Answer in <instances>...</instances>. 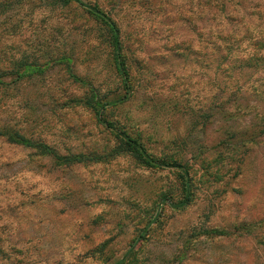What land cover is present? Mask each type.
<instances>
[{"label": "rangeland", "instance_id": "obj_1", "mask_svg": "<svg viewBox=\"0 0 264 264\" xmlns=\"http://www.w3.org/2000/svg\"><path fill=\"white\" fill-rule=\"evenodd\" d=\"M0 1V62L27 57L40 69L0 95V119L60 153L112 148V131L90 109L62 105L88 88L51 61L71 56L90 87L121 93L106 26L74 2ZM82 1L116 21L126 48L133 92L105 118L152 155L186 164L191 202L178 210L162 200L182 197L175 168L127 154L56 166L0 140V264H264V48L255 63L231 55L235 69L222 72L199 37L211 22L198 0ZM227 10L234 18L220 29L264 34V0ZM217 96L239 114L224 118Z\"/></svg>", "mask_w": 264, "mask_h": 264}, {"label": "trees", "instance_id": "obj_2", "mask_svg": "<svg viewBox=\"0 0 264 264\" xmlns=\"http://www.w3.org/2000/svg\"><path fill=\"white\" fill-rule=\"evenodd\" d=\"M13 1L15 3H21L24 0ZM60 1L62 4L66 5L70 2L79 4L84 7L89 14L94 16L97 20H100L106 26L108 35L107 41L111 48L112 62L115 72L119 76L122 84L121 93L102 94L99 90H95L93 87H90L91 85L89 82L80 77L74 71L71 56L60 53L52 57L51 61L63 65L74 83L84 84L88 88L87 91L85 90L79 96H67L62 105L66 107L81 106L90 109L93 112L96 122L112 131L117 143H115L112 148L110 147L107 150L105 149L106 151L102 153L94 150H90L88 152L60 153L57 152L56 148L41 138L27 136L18 128L9 125L5 120L1 119L0 140L15 146L33 150L34 153L39 156L50 157L53 159L56 166H68L88 162H104L116 155L127 154L136 164L147 168H175L180 173L183 191L182 197L179 200L174 201L170 197L163 196L162 200L166 201L174 209L179 210L185 208L191 202L192 196L191 181L187 165L173 158H160L152 155L148 152L144 142L140 139V136L132 135L124 126H116L115 122L107 120L104 116L105 110L108 107H116L125 103L129 100L133 92L130 72L127 64L126 48L123 45L120 27L110 15L98 8L96 4H89L82 0ZM232 1L233 0L197 1L199 7V17H201V20L204 19L206 22H211L209 29H206L203 26L199 28V37L212 43L214 58L216 57L217 59L216 70H221L222 72H226L227 69H235L233 65H230V60H232L231 55L236 61L241 59L242 62L249 63L251 61L255 63L256 59L262 58L260 56V51L261 48H264L263 33L251 32L248 31V29L244 31L220 29L219 25L221 22H229L234 18V16L231 15L233 13L229 14L227 10V6H229ZM8 5L10 4L5 2L2 4V9H5ZM245 41L250 45V50L248 51L247 46H245L244 56H239L238 54L233 55L232 52L239 48L242 42ZM35 62L31 63L27 57L17 59L11 58L6 63L0 62V95L12 92V90L21 85L25 79L32 74V72L40 71V69H38L39 64H36ZM219 97L220 96H217L215 99L216 101L214 107L223 111L224 118L227 117L226 119L236 117L239 113H232L225 106L227 102L223 100L219 101ZM238 111H240V109H238ZM254 136L255 135L252 137ZM1 241L2 240L0 239V242ZM135 243L136 242H133L130 246L128 249L129 252L132 251L131 249ZM121 262H117V264H120Z\"/></svg>", "mask_w": 264, "mask_h": 264}]
</instances>
